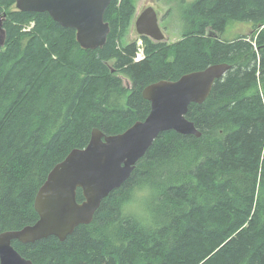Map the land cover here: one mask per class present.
<instances>
[{
    "label": "trees",
    "instance_id": "trees-1",
    "mask_svg": "<svg viewBox=\"0 0 264 264\" xmlns=\"http://www.w3.org/2000/svg\"><path fill=\"white\" fill-rule=\"evenodd\" d=\"M175 1L180 39L139 36L144 56L135 61L136 41H125L134 0H110V31L95 49L81 48L75 30L46 12L0 0V234L37 220V190L93 129L118 134L147 117L146 86L229 65L205 100L188 106L200 135L160 132L130 174L157 190L153 226L116 212L129 176L64 240H13L33 264H264V0ZM235 22L251 33L223 38Z\"/></svg>",
    "mask_w": 264,
    "mask_h": 264
},
{
    "label": "water",
    "instance_id": "water-1",
    "mask_svg": "<svg viewBox=\"0 0 264 264\" xmlns=\"http://www.w3.org/2000/svg\"><path fill=\"white\" fill-rule=\"evenodd\" d=\"M110 0H15V8L23 12H46L62 27L73 28L81 48H101L109 34L104 13ZM4 17V16H3ZM0 19V45L4 30ZM138 36L156 42L164 34L151 6L142 10L134 22ZM229 69L227 64L208 66L183 74L175 81L160 80L146 86L142 96L150 103V111L125 131L105 135L93 129L85 147L72 149L47 174L34 198L37 220L19 230L0 234V264H33L22 257L12 241L21 243L55 236L64 240L80 224H88L104 199L130 176L136 162L160 132L173 130L198 137L200 133L185 115L191 103H202L215 80ZM77 189L83 199H76Z\"/></svg>",
    "mask_w": 264,
    "mask_h": 264
},
{
    "label": "rangeland",
    "instance_id": "rangeland-1",
    "mask_svg": "<svg viewBox=\"0 0 264 264\" xmlns=\"http://www.w3.org/2000/svg\"><path fill=\"white\" fill-rule=\"evenodd\" d=\"M190 2L192 0H185ZM135 13L132 17V22L129 29L127 30L125 41H136L138 46L136 60H140L143 55V44L142 41L138 38L139 36L135 32L134 22L139 13L146 7L151 6L158 12V25L164 34L163 41L172 43L178 41L182 34V21L180 18L181 12L178 8V2L175 0H134ZM33 27V23H30L26 26V30H29ZM209 33V29L207 30ZM251 27L248 23H239L235 22L232 25L228 26L224 31L222 37L225 39H231L237 34H250ZM214 35V33H212ZM152 40V39H151ZM154 41V40H153ZM140 53V58L138 57ZM124 85L127 87L130 86L129 81L125 77H121Z\"/></svg>",
    "mask_w": 264,
    "mask_h": 264
},
{
    "label": "clouds",
    "instance_id": "clouds-1",
    "mask_svg": "<svg viewBox=\"0 0 264 264\" xmlns=\"http://www.w3.org/2000/svg\"><path fill=\"white\" fill-rule=\"evenodd\" d=\"M157 190L146 176L132 174L118 194L115 195V209L121 219H131L141 227L154 224V204Z\"/></svg>",
    "mask_w": 264,
    "mask_h": 264
},
{
    "label": "bare ground",
    "instance_id": "bare-ground-1",
    "mask_svg": "<svg viewBox=\"0 0 264 264\" xmlns=\"http://www.w3.org/2000/svg\"><path fill=\"white\" fill-rule=\"evenodd\" d=\"M209 33H211V35H212V33H214V35H212V36H214V37H216V36H218V34L216 33V32H214V31H211V30H209ZM126 78V77H125ZM152 84V83H151ZM150 85V84H149ZM143 91V90H142ZM149 111H150V109H149ZM135 123V122H134ZM133 123V124H134ZM132 124V125H133ZM36 212V211H35ZM38 216V215H37ZM18 241V240H17ZM61 241V240H60ZM19 242V241H18ZM21 243V242H20Z\"/></svg>",
    "mask_w": 264,
    "mask_h": 264
},
{
    "label": "flooded vegetation",
    "instance_id": "flooded-vegetation-1",
    "mask_svg": "<svg viewBox=\"0 0 264 264\" xmlns=\"http://www.w3.org/2000/svg\"><path fill=\"white\" fill-rule=\"evenodd\" d=\"M154 10H155V9H154ZM155 11H156V10H155ZM141 12H142V11H141ZM141 12H140V13H141ZM134 13H135V10H134ZM140 13H139V14H140ZM133 15H134V14H133ZM156 15H157V17H158V12H157V11H156ZM136 18H137V17H136ZM134 29H135V25H134ZM135 32H136V31H135ZM164 37H165V36H164Z\"/></svg>",
    "mask_w": 264,
    "mask_h": 264
},
{
    "label": "built area",
    "instance_id": "built-area-1",
    "mask_svg": "<svg viewBox=\"0 0 264 264\" xmlns=\"http://www.w3.org/2000/svg\"><path fill=\"white\" fill-rule=\"evenodd\" d=\"M138 57L140 58V53H138Z\"/></svg>",
    "mask_w": 264,
    "mask_h": 264
}]
</instances>
